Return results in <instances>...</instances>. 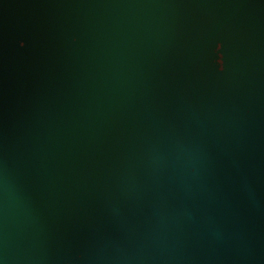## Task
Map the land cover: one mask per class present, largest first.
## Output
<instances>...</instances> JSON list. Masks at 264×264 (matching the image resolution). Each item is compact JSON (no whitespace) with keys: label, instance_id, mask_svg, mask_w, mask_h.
<instances>
[{"label":"water","instance_id":"95a60500","mask_svg":"<svg viewBox=\"0 0 264 264\" xmlns=\"http://www.w3.org/2000/svg\"><path fill=\"white\" fill-rule=\"evenodd\" d=\"M0 264H264V0H0Z\"/></svg>","mask_w":264,"mask_h":264}]
</instances>
